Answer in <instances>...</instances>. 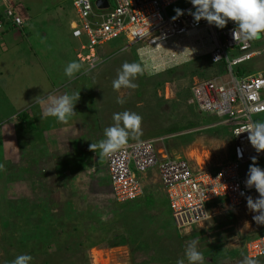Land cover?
Segmentation results:
<instances>
[{"label": "rangeland", "instance_id": "obj_1", "mask_svg": "<svg viewBox=\"0 0 264 264\" xmlns=\"http://www.w3.org/2000/svg\"><path fill=\"white\" fill-rule=\"evenodd\" d=\"M9 1L29 8L40 25L31 22L29 12V20L20 29L25 30V36L18 37L8 24L0 29V164L4 165V170H0V217L5 215L8 220L5 223L0 219V264H10L21 254L32 257L30 264H176L178 259L184 258L187 242L193 239H199L197 247L204 255L205 264H240L245 242L264 233V225L253 221L255 213L247 208L246 201L230 213L215 209L210 218L189 232H178L172 226L165 197L155 184V177L146 179L141 198L116 206L108 190L104 166L95 169L94 175L80 174V181L74 184L79 191L76 208L83 209L80 215L84 216L77 232L69 233L74 239L50 236L47 240L45 237L39 240V236L50 235L45 225L36 228L35 234L26 232L30 224L38 222L34 213L38 204L47 205L53 201L48 197L49 193L42 200L43 196L39 197L37 192L28 196L31 201L25 204L29 206L20 200L22 188L17 179L25 174L21 169L28 154L33 156L27 150L30 139H21L24 131L38 139L39 147L40 139H45L48 145L53 143V128L65 129L60 149L67 144L66 155L70 153L75 158L80 143H97L104 138L105 128L114 123V113L135 112L142 117V134L128 142L182 133L165 140L162 147L169 156L189 161L197 169H216L226 161L230 153V137L227 126L214 127L216 120L213 116L198 114L186 104L191 83L214 77L216 70L208 66L205 59L196 58L186 66L174 67L176 69L170 74L153 76V73L146 72L133 81L138 85L136 89L122 88L117 92L113 90L112 81L118 69L125 62L138 63L139 59L137 62L132 52H128L134 50L132 48L118 53L124 41L116 38L96 53L100 65L87 73L83 67L70 79L64 71L70 62L76 61V40L70 37L68 30V22L74 20L70 0ZM2 3L5 9L6 2ZM180 6L179 3L173 5L167 12L171 13ZM19 8L16 7V13L24 19ZM44 8L47 9L44 16L39 17ZM256 47L262 48L263 52L243 67L264 75V38ZM220 74L221 79L227 81V76ZM78 91L80 98L74 106L75 119L69 117L67 123H61L52 116L44 119L41 125L33 123L32 119L25 121L32 114L34 118L40 107L30 106L35 97ZM118 96L125 100L123 105L116 103ZM22 111L26 113L22 121L18 117L12 118L13 114ZM67 125L74 126L77 133L67 131ZM172 127L174 131L167 132ZM46 144L39 149L48 156ZM55 155L60 158L59 162L66 157L58 152ZM76 160H82V157L78 156ZM99 161L104 162V159ZM248 168L246 166L244 170ZM65 185L59 188L60 196L66 194ZM76 189L70 188L66 199L71 198ZM11 191L15 193L11 194ZM67 230L63 232L67 234L70 229ZM258 261L264 264V258Z\"/></svg>", "mask_w": 264, "mask_h": 264}, {"label": "built area", "instance_id": "obj_2", "mask_svg": "<svg viewBox=\"0 0 264 264\" xmlns=\"http://www.w3.org/2000/svg\"><path fill=\"white\" fill-rule=\"evenodd\" d=\"M96 2L71 0L75 19L69 22V32L76 40L75 60L90 72L100 65L98 50L116 38L125 41L123 50L134 49L147 73L157 74L206 58L208 66L216 70L214 77L191 83L186 104L198 114L213 116L214 127L227 126L230 137V153L216 169H197L189 161L168 155L163 142L182 133L128 142L104 158L115 204L142 197L146 177L152 173L167 202L173 228L189 232L210 218L215 209L230 213L244 205L246 197H258L254 188L245 187L248 170L244 168L256 157L257 166L264 169V151L257 153L248 133L240 132L250 121L264 122V75L243 67L263 52L256 47L259 40L235 41L232 31L236 25L231 21L222 29L204 20L194 22L189 14L195 11L190 0ZM178 3L184 14L173 19L175 11L168 13L167 9ZM13 20L19 24L18 18ZM219 71L227 81L221 79ZM245 243L244 255L256 260L264 257V233Z\"/></svg>", "mask_w": 264, "mask_h": 264}, {"label": "clouds", "instance_id": "obj_3", "mask_svg": "<svg viewBox=\"0 0 264 264\" xmlns=\"http://www.w3.org/2000/svg\"><path fill=\"white\" fill-rule=\"evenodd\" d=\"M2 2H6L5 9ZM101 2L106 3V0H97L96 3L99 5ZM190 3L195 11H190L189 14L193 17V20L196 23L204 20L209 25H215L217 28L222 29L229 21H231L236 25L232 31V36L235 41L238 40L247 43L264 38V0H190ZM0 4L2 7V12L0 11V29L8 24L14 34L16 33L19 37L25 36L23 35L26 34L24 30L21 31L20 29L29 20L27 15V13H29L28 10L21 7L19 4L11 3L9 0H0ZM15 6L20 7L19 9H21V11L25 14V20L16 13ZM174 11L176 16L173 17V19H176L184 14L181 9H175ZM15 17L19 19V24L14 22L13 19ZM33 17L35 18V16ZM73 18L75 19V12ZM69 22H71V20ZM124 46L125 41L123 47ZM123 47L118 51V53L126 51L123 50ZM128 52H132L134 57L137 59L133 50ZM91 67H94V65L89 66V68ZM82 68L83 65L81 63L72 61L65 67V75L70 79L74 78L75 74L80 72ZM88 70L89 69H84L86 73ZM168 70L154 74L153 76ZM145 73L146 71L140 62L123 63L121 68L117 71L116 78L112 81L113 90L119 92L122 88L136 89L138 85L133 81L138 76ZM79 98L78 91L71 94L65 93L60 96H56L54 94H49L47 96L41 95L35 97L34 101L37 105L42 106L43 117L53 116L56 117L59 122L67 123L69 117L76 115L74 112V106ZM116 103L123 105L125 100L118 96ZM22 114L26 117V113H23L22 111ZM13 115L15 116L13 117ZM13 115L12 118L18 117V119H20L19 116L21 115V112ZM112 119L114 123L112 126L105 128L103 133L104 138L97 143H91L89 145V151L95 152L96 154L98 152L99 159L110 157L114 153L120 151L128 143L130 138L138 139L142 134V117L139 114L130 111L117 112L113 114ZM243 132L248 133V141L257 153L264 151V122L250 121L247 125H245L244 130L240 133ZM237 154L238 156L241 155L240 150H237ZM104 167L106 168L105 165ZM0 170H4L3 164H0ZM245 187L249 189L254 188L258 193V198L255 200L251 196L246 197V205L251 212L255 213L253 221L258 225H264V169L257 166L256 157L251 158ZM241 195H243V193H241ZM198 244L199 239L188 241L184 250V258L178 259L176 264H185V260L187 261V264H205L204 255L198 250ZM31 260L32 257L30 255L21 254L15 257L10 264H30ZM240 264H259V261L243 255V259Z\"/></svg>", "mask_w": 264, "mask_h": 264}, {"label": "crops", "instance_id": "obj_4", "mask_svg": "<svg viewBox=\"0 0 264 264\" xmlns=\"http://www.w3.org/2000/svg\"><path fill=\"white\" fill-rule=\"evenodd\" d=\"M21 14H24V13L22 12ZM24 17H25V14H24ZM71 21H73V19ZM52 82L54 81L52 80ZM21 83L27 84L26 82H21ZM54 89L55 88H53L51 91H53ZM36 105L37 104L35 103V101L30 103L31 107H34ZM37 109L38 110L35 112L36 115L34 116V118L31 112L32 115L27 117L26 122H28L29 119H32L33 123L36 122V124L41 125L44 119L52 118V116H48V117L42 116V111H43L42 106L38 107ZM72 118H74V116H72ZM73 123L75 124L76 122L74 121ZM73 127L74 126L67 125L66 130L67 131L75 130V132L77 133L76 128L73 129ZM52 131H53L52 133L54 134L52 137L53 143H50V145H48V143L46 144L45 139L44 140L40 139L41 141H39V145H38L39 147H37V143H36L38 139L32 137L31 134H29V132L24 131L25 135L23 134V137H21V139L23 138H25V140L30 139L29 140L30 142L27 141V146H28L27 150L30 151V153H32L33 156H30V154H28V158L26 162L24 163V168L21 169V171L25 170V174L22 177H18L17 179V180H20L19 183H21V188H22V191H20L21 195H19V197L21 198L20 200L24 203V205L29 206L28 204H25V203H28L29 201H31V200H28L29 198L28 196L30 194L33 195V192H37L39 197L43 196L42 200L43 198H45L44 195L49 193L48 197L52 199L53 203L44 205L43 202H40L39 204L41 205L38 204L39 207L34 211V213L37 215L36 219L38 220V222L37 224H33V223L30 224L28 230L26 231L35 234L36 228L38 229L39 227H41V225L44 227L45 223L41 222V220L43 218V215L47 214L51 216L53 219L51 227L49 226L47 227L45 225V228L49 229L50 236L56 237L57 239H59L60 237L69 238L71 237V234L69 233L74 232V230L76 233L78 230L80 219L84 218V216L82 217L80 215V212L83 209L78 210L76 208L77 206L76 201L78 200L77 197H78L79 191L76 189L74 184L80 181L79 180L80 174H83L84 172H88L89 174L94 175L95 169L98 170L99 168L103 167L105 163L99 161L98 152L96 154L95 152L89 151L90 143L88 142L81 141L82 143L79 144L80 149L77 147V150H78L77 155L81 156L82 160L77 161L76 160V158L78 157L77 155L75 156V158L73 154L68 153L66 155L68 145L65 144L64 149L62 150L60 149L62 146L61 140H64L62 133L65 132V129L58 127V129L53 128ZM44 144H46L49 147V150L50 148H52L50 151L47 150L48 156H46L39 149V148H42V146L44 147ZM57 152L59 154L63 153L64 155H66V157L62 160V162H59L60 158L55 155ZM26 163H27V166H26ZM149 176L154 177V175L150 173L146 177V179H148ZM154 182L157 185L156 178ZM64 183H66L64 193L66 194L69 193L70 188L76 189V191L73 193V196L69 199H66V194L64 196H60V193H59V188L62 187ZM145 184H147L146 181H145ZM108 190H109V184H108ZM14 191L13 193H15ZM13 193L11 191V194ZM19 197H17L16 199L17 201ZM34 201H37V199ZM166 206H167V202H166ZM0 219H4V222L8 221L5 218V215L0 217ZM50 229H52V231ZM67 229H70V231L67 232V234H65L63 231ZM73 237L71 238L74 239Z\"/></svg>", "mask_w": 264, "mask_h": 264}, {"label": "trees", "instance_id": "obj_5", "mask_svg": "<svg viewBox=\"0 0 264 264\" xmlns=\"http://www.w3.org/2000/svg\"><path fill=\"white\" fill-rule=\"evenodd\" d=\"M26 10H28V12H30L29 11V8H26ZM46 8H44L43 9V11H42V13H41V15H38L39 17H43L44 16V14H45V12H46ZM32 12V11H31ZM30 12V13H31ZM30 20H31V22L34 24V25H36V24H39L40 25V23H38V22H36V19L32 16V13H31V18H30ZM25 31V30H24ZM203 59H205L206 60V58H203ZM207 65H208V62L206 61L205 62ZM187 64H189V63H187ZM182 66H186L185 64L184 65H182ZM176 68H174V69H171V70H168V71H166V72H163V73H165V74H170V73H172L174 70H175ZM162 73V74H163ZM1 76V75H0ZM189 107H191V106H189ZM192 108V107H191ZM193 109V108H192ZM194 110V109H193ZM20 117V119H23V118H25V115L24 114H22L21 113V115L19 116ZM25 125H23V127H24ZM174 131V128L172 127V128H169V130H167V132H173ZM110 190V189H109ZM229 213V212H228ZM20 221V223H22L21 221L22 220H19ZM41 222H44L45 223V225L48 227H51V224H52V222H53V219H52V217L51 216H49V215H47V214H45V215H43V218H42V220H41ZM6 223V222H5ZM21 226V225H20ZM26 226V225H25ZM25 231V230H24ZM27 232V231H26ZM259 235V234H258ZM44 237L46 238V240L47 239H49V237H50V235L49 236H39L38 238H39V240H44ZM42 242H44V241H42Z\"/></svg>", "mask_w": 264, "mask_h": 264}]
</instances>
